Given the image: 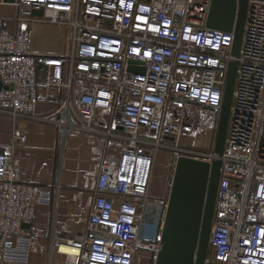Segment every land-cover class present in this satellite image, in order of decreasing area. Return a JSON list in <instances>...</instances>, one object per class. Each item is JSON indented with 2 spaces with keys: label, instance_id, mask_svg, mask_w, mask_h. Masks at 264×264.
<instances>
[{
  "label": "built area",
  "instance_id": "built-area-1",
  "mask_svg": "<svg viewBox=\"0 0 264 264\" xmlns=\"http://www.w3.org/2000/svg\"><path fill=\"white\" fill-rule=\"evenodd\" d=\"M3 1L16 12L12 31L0 15V114L51 124L58 136H99L85 227L55 236L64 264H134L147 239L151 166L160 151L173 164L180 155L221 159L208 251L222 264H264V0H247L237 56L232 30L205 25L210 0ZM24 22L68 29L66 50L30 51ZM231 59L237 66L219 156L213 143ZM98 109L109 113L105 124L95 119ZM202 125L210 143L188 142ZM24 141L14 130L11 149ZM11 149L0 152V264L27 263L33 239L24 224L53 198L52 184L21 179ZM159 240L160 229L151 243L157 248Z\"/></svg>",
  "mask_w": 264,
  "mask_h": 264
},
{
  "label": "crops",
  "instance_id": "crops-1",
  "mask_svg": "<svg viewBox=\"0 0 264 264\" xmlns=\"http://www.w3.org/2000/svg\"><path fill=\"white\" fill-rule=\"evenodd\" d=\"M16 12L12 2L0 0V15L5 27L14 30L13 15ZM30 31L29 50L35 53H63L68 46V29L46 22H24ZM41 29L54 30L59 46L48 48L40 45L36 35ZM41 71V70H40ZM45 104H39L38 110H46ZM107 110L98 109L96 121L105 124L108 121ZM24 133L25 141L11 149L12 132ZM99 136L80 130L69 131L58 136L51 124L40 120L19 118L15 122L5 114H0V152L11 149L14 162L19 166L23 181L53 185V198L49 204L40 203L29 226L33 242L27 263L5 261V264H64L65 256L57 252L55 236H69L80 232L86 224L87 214L93 198L98 170L99 156L96 152ZM188 141V140H187ZM206 144L205 139L190 140ZM109 151L119 148L109 145ZM160 157V154L158 155ZM158 159V158H157ZM153 161L151 169L157 165ZM159 160V159H158ZM165 179L153 172L150 178V200L146 210V242L139 248L134 264H153L156 246L151 238L160 229L164 208L162 200L165 194ZM160 205V206H159ZM151 230L148 235L147 232ZM205 264H222L214 259L212 250L207 254Z\"/></svg>",
  "mask_w": 264,
  "mask_h": 264
},
{
  "label": "water",
  "instance_id": "water-1",
  "mask_svg": "<svg viewBox=\"0 0 264 264\" xmlns=\"http://www.w3.org/2000/svg\"><path fill=\"white\" fill-rule=\"evenodd\" d=\"M246 8L247 0H210L205 25L233 31L231 53L234 56L239 53ZM31 12L43 13L41 9ZM236 66L235 59L228 62L213 143L219 156L225 142ZM128 69L143 71V67L132 65ZM220 168L219 157L212 161L185 155L176 158L153 264H205ZM24 226L28 227L29 223Z\"/></svg>",
  "mask_w": 264,
  "mask_h": 264
},
{
  "label": "rangeland",
  "instance_id": "rangeland-1",
  "mask_svg": "<svg viewBox=\"0 0 264 264\" xmlns=\"http://www.w3.org/2000/svg\"><path fill=\"white\" fill-rule=\"evenodd\" d=\"M57 33V32H56ZM54 30H47V29H41L40 32L36 35V40L40 45L47 46L48 48H54L59 46V40L56 37V34ZM206 126L202 125L199 129L195 130L191 133L190 137L187 139L195 140V138H202L205 139L206 144L200 143L203 146H207L210 143V140L213 138V134L209 130H205ZM215 136V135H214ZM160 154V157L158 155ZM171 153L160 151L157 152V154L154 157V160L157 158L156 166L155 168L151 169V174L154 172L157 173L158 176L163 177L165 179L166 185L164 186L165 194L163 195V200L161 201L163 204V207H160L163 209L165 207V203L167 200V195L169 191L170 181L172 177L173 172V162L171 160ZM160 206V205H159ZM164 210V209H163ZM151 233V230L147 232L149 235ZM144 235H146V231L143 232ZM152 239V238H151Z\"/></svg>",
  "mask_w": 264,
  "mask_h": 264
},
{
  "label": "bare ground",
  "instance_id": "bare-ground-1",
  "mask_svg": "<svg viewBox=\"0 0 264 264\" xmlns=\"http://www.w3.org/2000/svg\"><path fill=\"white\" fill-rule=\"evenodd\" d=\"M61 249L62 250H65L67 252H71V253L76 252L75 248H73L71 246H64V245H62Z\"/></svg>",
  "mask_w": 264,
  "mask_h": 264
}]
</instances>
